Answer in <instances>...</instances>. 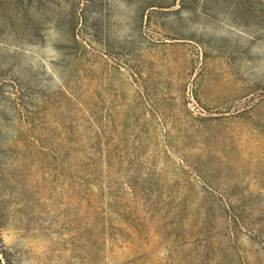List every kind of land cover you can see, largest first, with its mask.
Instances as JSON below:
<instances>
[{
	"label": "rangeland",
	"instance_id": "374dc122",
	"mask_svg": "<svg viewBox=\"0 0 264 264\" xmlns=\"http://www.w3.org/2000/svg\"><path fill=\"white\" fill-rule=\"evenodd\" d=\"M0 264H264V0H0Z\"/></svg>",
	"mask_w": 264,
	"mask_h": 264
}]
</instances>
